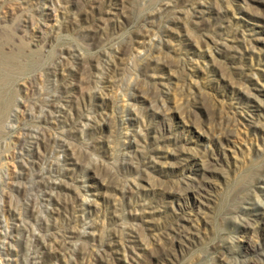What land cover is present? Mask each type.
Returning <instances> with one entry per match:
<instances>
[{"label": "rangeland", "instance_id": "rangeland-1", "mask_svg": "<svg viewBox=\"0 0 264 264\" xmlns=\"http://www.w3.org/2000/svg\"><path fill=\"white\" fill-rule=\"evenodd\" d=\"M0 264H264V0H0Z\"/></svg>", "mask_w": 264, "mask_h": 264}]
</instances>
